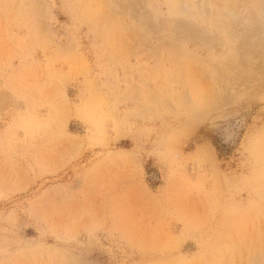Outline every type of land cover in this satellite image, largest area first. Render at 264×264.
Wrapping results in <instances>:
<instances>
[{
  "label": "rangeland",
  "instance_id": "374dc122",
  "mask_svg": "<svg viewBox=\"0 0 264 264\" xmlns=\"http://www.w3.org/2000/svg\"><path fill=\"white\" fill-rule=\"evenodd\" d=\"M0 264H264V0H0Z\"/></svg>",
  "mask_w": 264,
  "mask_h": 264
}]
</instances>
